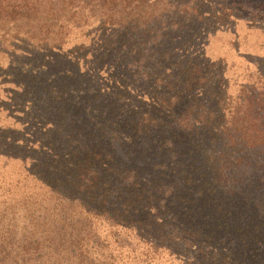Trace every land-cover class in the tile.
I'll return each instance as SVG.
<instances>
[{"label": "trees", "instance_id": "1", "mask_svg": "<svg viewBox=\"0 0 264 264\" xmlns=\"http://www.w3.org/2000/svg\"><path fill=\"white\" fill-rule=\"evenodd\" d=\"M93 21L90 77L16 67L0 100L29 120L0 125V264H264V57L209 49L264 0H0V52L68 67Z\"/></svg>", "mask_w": 264, "mask_h": 264}, {"label": "rangeland", "instance_id": "2", "mask_svg": "<svg viewBox=\"0 0 264 264\" xmlns=\"http://www.w3.org/2000/svg\"><path fill=\"white\" fill-rule=\"evenodd\" d=\"M97 25V22L93 21L91 25L84 26L80 28H76L73 30L70 41L64 46L63 49L56 51L57 54L53 55L54 58H56L55 61L51 64L55 65L58 58H63L66 60L65 63H68V67H48V63H45L41 65V67H32V64L26 63L25 66H22L23 63H20L21 60H19L21 57L18 54L17 51H12V48L1 51L0 52V100H9L10 95V88L18 87L15 85L14 82H11L9 79L13 78V74L11 73L16 67H27V69L30 67L32 69H35V71H38V68L42 72H53L56 73V69L60 70V73L62 75H65V72L75 71L79 70L81 74H84L87 77L91 76L92 67H86L84 62L86 59L87 64H89V60L92 56V51H85L83 48L87 47L89 44L92 43V37L94 33L96 32L95 27ZM236 32L232 31H223L218 32L216 34H213L210 36L209 42H210V51L214 53H223L228 50L235 56V60L240 63L249 62L250 60L255 62L258 61L259 57H264V34L260 33L259 30L248 28L246 25H240L236 27ZM232 41V42H231ZM236 41V47L235 46ZM82 48H81V47ZM88 48V47H87ZM79 49L78 52L80 54H84L81 56L85 57L81 59V67H74L75 61H70V56L74 53L73 50ZM230 53V54H231ZM60 55V57H57ZM73 56V55H72ZM45 60H48L50 56L47 54L43 56ZM50 61V59H49ZM31 62V61H30ZM65 66V65H64ZM8 69V71H7ZM39 72V71H38ZM59 73V74H60ZM106 75V74H105ZM69 79V76H68ZM74 102H76L79 99V93L75 90L74 91ZM3 117V119L0 122V125L3 128L9 127V128H21L24 125H28V119H26L23 115V111H17L13 112L12 114H8L7 110H2L0 113ZM32 155V154H31ZM31 155H28L29 157ZM27 158V163L30 164L31 159ZM21 163L11 161L9 163V167H20ZM260 189V190H259ZM257 189L253 196V202H255L258 206L264 207V191H261V188ZM263 210V208H261Z\"/></svg>", "mask_w": 264, "mask_h": 264}]
</instances>
